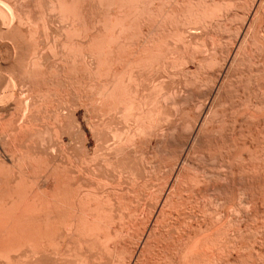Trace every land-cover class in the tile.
<instances>
[{
    "label": "bare ground",
    "instance_id": "6f19581e",
    "mask_svg": "<svg viewBox=\"0 0 264 264\" xmlns=\"http://www.w3.org/2000/svg\"><path fill=\"white\" fill-rule=\"evenodd\" d=\"M214 31L220 35L219 44ZM0 43L7 53L0 63V69L4 67L0 70V264H227L233 254L231 261L239 264L240 252L249 248L241 242L247 238L241 239L238 223L230 227L217 220L203 230L210 234L191 238L189 221L195 216L184 207L199 203L193 194L202 181L184 168L191 156L189 135L204 141L210 140L212 131L220 134L205 124L213 123L210 114L212 119L219 115L215 106L222 104L216 100L221 91L236 88L233 82L238 77L232 69L245 62L243 55L245 84L253 85L259 78L258 90L264 92V0H0ZM260 55L262 61L254 62ZM188 64L193 65V74ZM215 66L217 74L211 75ZM232 78V85H224ZM207 83L209 92L202 97ZM181 93L195 97L191 100L200 109L191 126L183 121L187 116H181L186 106L180 112L176 107L192 102L181 99ZM260 110L262 116L264 106ZM250 116L257 121L258 114ZM40 121L45 125L40 127ZM181 133L184 155L180 151L162 169L138 150ZM63 137L69 143L67 150ZM139 151L141 164L136 158ZM242 162L232 161L236 166ZM251 162L238 169L229 168L227 161L229 170L221 173L222 165L216 167L217 182L215 176L211 180L228 182V195L234 200L243 178L242 189L249 192L245 204L252 207L259 199L264 206V155L261 163ZM140 181L147 192L140 189ZM134 203L142 206L133 207ZM234 209L237 217L239 209ZM206 211L200 216L206 217ZM139 212L146 219L141 215V220ZM176 218L183 221L179 226ZM44 244L55 245L53 256ZM253 252L250 264H264V254Z\"/></svg>",
    "mask_w": 264,
    "mask_h": 264
},
{
    "label": "rangeland",
    "instance_id": "374dc122",
    "mask_svg": "<svg viewBox=\"0 0 264 264\" xmlns=\"http://www.w3.org/2000/svg\"><path fill=\"white\" fill-rule=\"evenodd\" d=\"M220 30V29H219ZM218 30V31H219ZM217 31V30H216ZM217 31V32H218ZM215 32V31H214ZM220 33V31L218 32V34ZM218 34H216V32H215V39L216 38H218L217 40H218V44H219V40H220V35H218ZM217 35V36H216ZM250 39V38H249ZM221 42H222V40H221ZM255 43H257V42H255ZM254 43V44H255ZM1 44V46L2 45H4L3 43H0ZM224 44V43H223ZM1 46H0V63L7 57V53L5 54V52H2V48H3V51H4V49H5V47L4 46H2V48H1ZM255 46H257V44L255 45ZM259 46V45H258ZM253 49H254V51H252L254 54L253 55H257L258 56V50L256 51L255 50V47H253ZM214 50H216V47H213V50H211V51H209L210 53L212 52V53H214L213 51ZM6 51V50H5ZM255 51H256V53H255ZM216 52V51H215ZM222 52H223V50H222ZM222 52L220 53L221 55H222ZM252 52L249 54V57L250 58H252ZM211 53V54H212ZM6 55V57H5V55ZM218 55V53H217V55L218 56H221V55ZM4 55V56H3ZM208 55V54H207ZM216 57V56H215ZM242 57H244V55L242 56ZM241 57V59L243 60V61H247V60H244L243 58ZM2 58H4L3 60H2ZM256 58V57H255ZM259 58V59H258ZM216 59H218V61H219V57H216ZM257 59L258 60H255L254 61V57H253V61L254 62H256V63H259V62H261L262 61V57H261V55L259 56V57H257ZM243 61H241V62H243ZM252 60H251V62H253ZM258 61V62H257ZM245 62H243L242 63V65H241V63L238 65L240 68H238V66L236 67H234L233 69H232V73L234 72V74L236 75H234L235 77H238L237 79H239V80H237V79H235V81H234V78H232L233 80L232 81H228V79H227V83H225L224 85H226V84H228L229 82H231V85H232V82H233V84L235 83V84H237L236 85V88H234L235 86L233 85L232 87L234 88V89H231V90H229V91H226L225 93H227V94H225V93H223V91H221V93L216 97V100L218 99V100H220L221 102H222V104H220L221 102L220 101H218L219 102V106H215L216 107V109H215V115L216 114H219L218 116H213L214 118L212 119L211 117V114L209 115V119H211V121L213 120V123L216 125V123H217V125L215 126H213V123L210 121V120H208V121H210L211 123L209 124V123H206L205 124V127H206V129H211V128H214V129H217V132H220V134H218V133H216L215 132V134H218V136L217 135H214V133H213V131L211 132L212 133V135H210V140L208 139V140H206V142H205V140L204 141H199V139L194 135H189V136H191V137H189V142H188V144H189V148H190V150H189V154H190V152H191V156H192V154H193V156L191 157V156H189V157H187V158H189L188 159V167L186 168H184L185 170H184V172L185 173H188L189 175H192V174H194L195 173V175H192V176H199L198 178H200L201 179V181L202 182H204L203 184H201V183H199V185H201V187L198 185L197 187H198V189H197V187H195L196 189H195V191H194V196H195V199L197 200V201H195V202H199V203H195L194 205H191V203L190 202H188V203H186V205H185V207L184 208H186L185 209V211L187 212V210L188 211H190V213H192L195 217H191L192 219L189 221V226H190V233H191V238L192 239H195L196 237H202L203 235L205 236V235H208V234H210V232L209 231H203V230H205L206 229V226L209 224V223H212V222H216L217 220H222L224 223L226 222V224H228V226H230V227H234V224L236 223H238L237 225L239 226V228H240V231H241V233H242V238L241 239H243V237H246L247 239L246 240H248V241H246L245 239H244V241H242L241 240V242L244 244L245 243V245H246V247L245 248H249L248 250H246V249H242V251L240 252V255H242L241 256V261L239 260V264H244V262L246 261V259H247V261H248V263L247 264H250V262H249V260H248V258L250 257L249 256V254H252V252L253 251H255V253L257 252V253H260V254H264V230H262L263 229V225H264V213H262V211H264V206H262V203H261V201L258 199L257 200V202L255 203V205L253 206L252 205V207H251V204H245V203H248L247 201H249V200H247V199H249L248 197H249V192L248 193H246L242 188V186H244V183H246V181L243 179V178H241L239 181L241 182H239V184H238V187H240V188H238V194H240V195H237L236 196V198L233 200L228 194V192H229V188H228V186L229 185H227L228 184V182L226 183H224V184H216V182H217V178H216V175L215 174H220V171H221V173H222V171L224 172V171H227V170H229L227 167L229 166V164L228 163H230V166H229V168L231 167V165H233L234 167H236L237 168V166H239L238 167V169H245L249 164H250V162L251 161H253V160H255L256 159V163H258L257 161H260V163H261V160L263 159V155L261 154L260 155V153L262 152V151H264V148H263V145H264V131H263V129H264V112H262V116H263V118H260V117H262L261 116V108H263V106H264V92L262 91V90H258V79L259 78H257L256 79V83H254L253 85L252 84H250L252 87H249L250 85L249 84H245L246 83V78H248V76H247V72H246V65H247V62H246V64H245ZM255 63V64H256ZM260 64H262V63H260ZM243 66V68H241ZM259 69H261V67L262 66H260L259 64H257L256 65ZM1 67V66H0ZM4 67H2V69H3ZM187 68H188V70H189V72H190V74L192 73L193 74V72L192 71H195L194 70V68H193V65H191V64H188V66H187ZM213 68V70H210L211 72H210V74L212 75V74H217V72L216 71H218L217 69V66H215V68L214 67H211V69ZM237 68H238V70H237ZM2 69H0V70H2ZM210 69V68H209ZM209 69H208V71H209ZM235 69V71H233ZM242 69H243V71H245V72H242ZM241 70V72H239ZM254 70V69H253ZM213 71V72H212ZM238 71V72H237ZM215 72V73H214ZM241 73V74H240ZM208 74H209V72H208ZM206 75H207V71H206ZM211 75H209V76H211ZM253 75V74H252ZM255 75V74H254ZM240 76V77H239ZM256 76V75H255ZM251 77V79L252 78H254V80H255V78L256 77ZM229 77V76H228ZM250 77V76H249ZM259 77V76H258ZM245 80H244V79ZM243 79V80H242ZM236 81L238 82H240V81H242V82H238V83H236ZM245 81V82H244ZM244 82V83H243ZM208 83H209V85H210V87H211V82H210V80H208ZM208 83H207V85H208ZM230 84V83H229ZM244 84H245V86H248V87H245L244 86ZM206 85V86H207ZM209 85L207 86V87H204L203 89H205L206 88V90H203V92H202V97L204 96L203 95V93L206 95L207 94V92H209L208 90H207V88H209L210 89V87H209ZM241 85H242V87H241ZM237 86H238V88H237ZM257 86V87H256ZM245 87V88H244ZM240 88V89H239ZM257 88V89H256ZM242 89V90H241ZM247 89H249V90H247ZM223 90H226V89H223ZM232 90H234V92L232 91ZM238 92H237V91ZM257 90V91H256ZM207 91V92H206ZM231 91V92H230ZM248 91V92H247ZM257 92V96L254 94V93H256ZM231 95L230 97L228 96L227 97V95H229V94ZM232 93V94H231ZM238 93V95H237V97H236V94ZM245 93V94H244ZM249 93H250V95H249ZM182 95H180V98L181 99H183L184 97H186V98H184L183 100H185L186 99V101H194V100H196V98L195 97H191V95H189V94H183V93H181ZM223 94H225V96L223 95ZM234 94H235V96H234ZM246 94H248V95H246ZM261 94V95H260ZM263 94V95H262ZM201 95H199L200 97H201ZM233 95V96H232ZM194 96H196V95H194ZM224 96V97H223ZM248 97V98H246V97ZM250 96H251V98H250ZM254 96V97H253ZM262 96V97H261ZM199 97V98H200ZM223 97V98H222ZM236 97V98H235ZM256 97V98H255ZM261 97V98H260ZM199 98H197V99H199ZM224 98H226V99H224ZM233 101V103H232V101H230V99ZM235 98V99H234ZM250 98V99H249ZM259 98H260V100H259ZM192 99V100H191ZM262 99V100H261ZM248 102H247V101ZM191 102V103H193L194 104V102ZM226 102V103H225ZM227 102H229V104H232V105H227L228 103ZM191 103L189 104V102L187 103V104H184V103H182V104H179V106H176L177 107V109L179 110V112H180V110H182L183 109V107H185L182 111H183V115H181V116H183V118H185L186 116L188 117V119H187V117H186V119H184L183 120V118H181L180 117V114H182V111H181V113H178V119H179V122H180V119H182L185 123H187V122H190L188 125H190L191 126V124H193L194 123V121L192 122V120H195V117H196V115H197V113H199L200 112V109H196L195 107H197L196 106V104H194V106H192L191 105ZM223 103H225L224 104V107H223ZM235 103V104H234ZM252 103V104H251ZM216 104H217V102H216ZM233 104H234V106H233ZM178 105V104H177ZM189 105L191 106L190 108H189V111H188V107H189ZM218 105V104H217ZM253 105V106H252ZM221 106V107H220ZM229 106V107H228ZM233 106V107H232ZM181 107H182V109H181ZM193 107H194V111H196V110H198L197 112H194L193 111ZM219 107H220V109H219ZM235 107V108H234ZM257 107V108H256ZM198 108V107H197ZM223 108V109H222ZM226 108V109H225ZM258 110H256V109ZM176 109V110H177ZM196 109V110H195ZM233 109V111H231ZM236 109H238V110H236ZM253 110L254 112H252L251 110ZM177 110V111H178ZM191 110V111H190ZM214 110V109H213ZM224 110V111H223ZM228 110V111H227ZM243 110H246V111H243ZM248 110V111H247ZM250 110V111H249ZM242 111V112H241ZM184 112H186L185 113V115H184ZM191 112L192 113H194V114H191ZM220 112V113H219ZM230 112H232L230 115L228 114V113H230ZM233 112H235V113H233ZM237 112V113H236ZM252 112V113H251ZM188 113V114H187ZM212 113V112H211ZM223 113H226V114H224L223 115ZM243 113V114H242ZM250 113V115H255V116H257V114H258V118L256 117L255 119L257 120L256 122L254 121L253 122V119L254 118H251V116L250 115H248ZM257 113V114H256ZM220 114H222V115H220ZM233 114V115H232ZM235 114V115H234ZM228 115H229V117H228ZM232 115V116H231ZM237 115V116H236ZM238 115H239V117H238ZM241 115V116H240ZM260 115V116H259ZM191 116H193V117H191ZM195 116V117H194ZM224 116V117H223ZM235 116V117H234ZM219 117H221V118H219ZM236 117H238V118H236ZM243 117V118H242ZM247 117H248V119H247ZM191 119V120H190ZM224 119V120H223ZM181 120V121H182ZM215 120V121H214ZM232 120H234V121H232ZM46 121V125L48 124V127L50 128V127H52L51 126V123L46 119L45 120ZM45 121H42L43 123H41V121L38 123V125L41 127V126H44L45 125ZM48 121V122H47ZM218 121V122H217ZM223 121V122H222ZM228 121V122H227ZM230 121V122H229ZM236 121V122H235ZM250 121V122H249ZM252 121V122H251ZM192 122V123H191ZM232 122V123H231ZM249 122V123H248ZM41 123V124H40ZM180 123H182V122H180ZM219 123H221V127H220V124ZM224 123V124H223ZM228 125L229 123L231 124V125H226V124ZM234 123L236 124V125H234ZM246 123V124H245ZM250 123H252V124H250ZM258 123V124H257ZM223 124V125H222ZM37 125V129H40V127ZM210 125H212V126H210ZM219 125V126H218ZM251 125H253V126H251ZM225 126V127H224ZM230 126L232 127V126H234V128L232 127V128H230ZM220 127V128H219ZM257 127V128H256ZM220 130H219V129ZM228 128V129H227ZM223 129H225V130H223ZM234 129V130H233ZM247 129V130H246ZM262 129V130H261ZM228 130H230V131H228ZM241 130V131H240ZM254 130V131H253ZM257 130V131H256ZM259 130V131H258ZM225 131V132H224ZM240 131V132H239ZM223 132H224V135H221V134H223ZM228 133V132H230V134L228 133V134H225V133ZM233 132V133H232ZM242 132V133H241ZM1 133V132H0ZM183 133V132H182ZM181 133V136H180V134H175L174 136H172V138H170L169 137V139L167 140H165L166 142H163L162 144H156L155 145V143H154V141H152V142H150L149 144H147L146 146H148V147H146L145 145H142L140 148H138V150H141L142 151V153L144 154V156H142L141 154H140V151L139 152H137L138 154H137V156H136V158H138L137 159V162L139 163V164H141L140 162V160H139V157L140 156H142L143 158H147V156H148V159H150V160H152V162H153V164H154V166H160L161 167V169H162V167H165L166 165H170V164H172V162H174L176 159H177V155L176 154H178V156L181 154V152L183 153V155H184V151H183V149H184V141H182V139L183 138H181L182 136H183V134ZM187 133H189L188 131H187ZM208 133H210V132H207V136H209L208 135ZM262 134V135H261ZM219 135H221L220 137H219ZM227 137H226V136ZM230 135H231V137H230ZM243 135H245L246 137H244L243 138ZM247 135H249V136H247ZM260 135V136H259ZM0 139L2 138V134H0ZM206 136V137H207ZM214 136V137H213ZM217 136V137H216ZM223 136V137H222ZM224 136H225V139H223L224 138ZM240 136V137H239ZM258 136V137H257ZM54 135H52V138L54 139ZM229 137V138H228ZM253 137V138H252ZM208 138V137H207ZM214 138V139H213ZM246 138V139H245ZM52 139V140H53ZM216 139V140H215ZM221 139H223V140H221ZM236 139V140H235ZM240 139H242V140H240ZM259 139V140H258ZM57 140H59V139H55L54 141H57ZM176 142H175V141ZM198 140V141H197ZM218 141L217 143L216 142H212V141ZM227 142H226V141ZM244 140V141H243ZM210 141H211V143H210ZM225 141V142H224ZM232 141V142H231ZM241 141H242V143H241ZM255 143H254V142ZM260 141H262V142H260ZM62 142H63V147H64V150H67L68 148H69V143H68V140H67V138L66 137H63L62 138ZM238 142H240V143H238ZM253 142V143H252ZM257 142H259V143H257ZM89 144H88V147H89V152L91 153V149H93V147H94V142L93 141H90V142H88ZM168 143V144H167ZM170 143V144H169ZM200 143V144H199ZM204 143H206V144H204ZM213 143H216V144H213ZM227 143V144H226ZM231 145H230V144ZM251 143V144H250ZM263 143V145H262V148H261V146H259L260 148H261V152L259 153V152H256V149H257V151L259 150V147H257L258 145H261ZM195 145V147H193L194 145ZM202 144H204V146L202 145ZM208 144H210V146H212V147H210ZM212 144V145H211ZM220 144L222 145V146H220ZM225 144V146H223ZM165 145H166V147H165ZM192 145V146H191ZM213 145H217V146H219L220 148H221V152H220V150H219V148L216 146V148L214 147V150H213ZM238 147H237V146ZM241 145H243L242 147H241ZM191 146V147H190ZM246 146H248V148L247 149H249V152H248V150L247 149H244V148H246ZM164 147V148H163ZM204 147H207V149L205 150V148ZM232 147H233V149H232ZM235 147V148H234ZM91 148V149H90ZM169 150H168V149ZM174 148V149H173ZM179 148H180V150H179ZM200 148V149H199ZM202 148V149H201ZM225 148H227V151H226V149ZM237 148V149H236ZM153 149V150H152ZM162 149H164V150H162ZM193 151H192V150ZM194 149H195V151H194ZM208 149H210V150H208ZM213 150V152H212V150ZM229 149V150H228ZM230 149H232V150H230ZM254 149H255V151H254ZM137 150V151H138ZM203 150V151H202ZM208 150V151H207ZM218 150V151H217ZM234 150H235V152H234ZM241 150H244V151H241ZM146 151V152H145ZM151 153H150V152ZM179 151V152H178ZM181 151V152H180ZM199 151V152H198ZM238 151H240V152H243V153H240V152H238ZM252 151V152H251ZM253 151H254V153H253ZM260 151V150H259ZM170 152V153H169ZM174 152H176V153H174ZM201 152H205V153H201ZM206 152H208V154L206 153ZM212 152V153H211ZM216 153V157H212L213 156V153ZM227 152V153H226ZM230 152V153H229ZM255 152H256V154L258 153V157H259V155H260V158L262 157V159H260V160H257L258 159V157H256V154H255ZM174 153V154H173ZM209 153H211V155L209 154ZM226 153V154H225ZM235 153V155H233ZM237 153L239 154V156H237ZM247 153V154H246ZM252 153V154H251ZM203 154H205V155H203ZM207 154V155H206ZM223 154H225V156L223 155ZM228 154V155H227ZM230 154V155H229ZM253 154H255V157H253ZM145 155H147V156H145ZM150 155H151V157H150ZM169 155V156H168ZM197 155V156H196ZM209 155V156H208ZM219 155L221 156V155H223V157H220L219 158ZM227 155V156H226ZM250 155H251V157H250ZM155 156V157H154ZM205 156H206V159H205ZM211 156V157H210ZM229 156V157H228ZM236 156V157H235ZM170 157V158H169ZM184 157V156H183ZM182 157V158H183ZM219 159H218V158ZM235 157V158H234ZM237 157H239L240 159H238ZM243 158V160H244V162H242V158ZM141 158V157H140ZM157 158V159H156ZM169 160H167V159ZM197 158V159H196ZM204 158V159H203ZM208 158H212V159H208ZM232 158H233V160H232ZM248 158H249V160H248ZM252 158V159H251ZM255 158V159H254ZM173 161H172V160ZM175 159V160H174ZM196 159V160H195ZM222 159V160H221ZM227 159V160H226ZM236 159H237V162H236ZM141 160H142V158H141ZM191 160V161H190ZM193 160V161H192ZM209 160V161H208ZM214 160V161H213ZM234 161V163L236 164V163H240V162H242V163H245V164H237V166L236 165H234V163H232V161ZM159 161V162H158ZM190 161V162H189ZM199 161V162H198ZM206 161V162H205ZM222 161H224V163L226 164L227 163V161H228V166L226 167L225 165H224V163L222 162ZM226 161V162H225ZM229 161H231V162H229ZM239 161V162H238ZM193 162V163H192ZM217 162V163H216ZM221 162V163H220ZM255 162V161H254ZM156 163V164H155ZM161 163V164H160ZM223 163V164H222ZM249 163V164H248ZM191 166H190V165ZM195 164V165H194ZM200 164V165H199ZM226 164V165H227ZM259 164V163H258ZM164 165V166H163ZM218 165H219V167H218ZM222 165V166H221ZM240 165H242V167L240 166ZM247 165V166H246ZM251 165H252V167H253V165L255 166V163L253 164L252 162H251ZM251 165H249V166H251ZM196 166V167H195ZM220 166H221V169H223V170H220L219 172H217L216 170L219 168L220 169ZM223 166H225V167H223ZM246 166V167H245ZM159 167V168H160ZM190 167V168H189ZM217 167V169L216 170H214L215 168ZM233 167V168H234ZM244 167V168H243ZM156 168V167H155ZM195 168V169H194ZM203 169V170H202ZM218 169V170H219ZM227 169V170H226ZM188 170V171H187ZM192 170V171H191ZM197 170V171H196ZM202 170V171H201ZM158 172V171H157ZM156 172V173H157ZM210 172V173H209ZM215 172V174H213ZM190 173H192V174H190ZM206 175H205V174ZM212 173V174H211ZM225 173V172H224ZM197 174V175H196ZM202 174V175H201ZM264 174V173H263ZM158 175V174H157ZM200 176H202L203 178H201ZM210 179H208V180H206V178L207 177ZM213 176V177H212ZM214 176H215V181L216 182H214V180H211V177L214 179ZM264 176V175H263ZM162 177V176H161ZM206 177V178H205ZM163 178V177H162ZM165 178V177H164ZM204 180H206V183H205V181ZM163 181V180H162ZM161 180H160V182H159V185H163V183H161L162 182ZM164 181H165V179H164ZM214 183H213V182ZM139 183V182H138ZM141 181H140V186H141ZM161 183V184H160ZM211 184V185H210ZM214 184H216V188H215V185ZM242 184V185H241ZM139 185V184H138ZM204 185V186H203ZM212 185H214V186H212ZM218 185H220V187H221V185H223L222 187H221V190H220V187H217ZM160 186V187H161ZM210 186V187H209ZM227 189H226V188ZM140 188V187H139ZM143 188L145 189L144 191H146V188L144 187V185L143 186H141V190L143 191ZM207 188V189H206ZM218 188V189H217ZM225 188V189H224ZM257 188V187H256ZM257 189H260V188H257ZM257 189H256V191H257ZM227 190V191H226ZM241 190V191H240ZM143 191V192H144ZM197 191H200V192H197ZM259 191V190H258ZM257 191V192H258ZM147 192V191H146ZM145 192V193H146ZM224 192V193H223ZM244 192V193H243ZM144 193V194H145ZM197 193V194H196ZM147 194V193H146ZM229 197H228V196ZM193 196V197H194ZM240 196H242L243 198H241ZM246 196V197H245ZM224 197H225V199H224ZM227 197V198H226ZM231 198V199H230ZM238 198H239V200H238ZM241 198V199H240ZM227 199V200H226ZM237 199V200H236ZM228 200H230L231 202L229 203V201ZM240 201L239 202V204H237V202L236 201ZM227 202L229 203L228 205H227ZM143 203V202H142ZM136 203H134L133 204V207L134 206H138V205H135ZM225 204V205H224ZM241 204V205H240ZM140 205V204H139ZM198 205V207H196ZM239 207H237V206ZM246 205V207H244ZM263 205H264V203H263ZM142 206V204L140 205V206H138L139 208ZM203 206V208H201ZM237 208V210L239 209V212H237V213H239V215H236L237 217H235L234 216V214H236L234 211H235V209L234 208ZM255 207V208H254ZM263 207V208H262ZM206 208V209H205ZM242 208V209H241ZM247 210H246V209ZM252 208H254V209H251ZM256 208H257V211H256ZM202 209V210H201ZM232 209H234V210H232ZM245 209V210H244ZM207 210V211H206ZM243 210V211H242ZM192 211V212H191ZM202 211H206V217H201L202 216V214H201V212ZM242 211V212H241ZM250 211V212H249ZM256 211V212H255ZM200 212V213H199ZM233 212H234V214H233ZM249 212V213H248ZM207 213H208V215H207ZM217 213H219L222 217H217ZM243 213H245V214H243ZM247 213V214H246ZM185 214H187V213H185ZM249 214V215H248ZM141 215H142V218L144 217L145 219H146V217H145V215H144V213H140L139 212V217H140V219H141ZM197 215L198 216H200V217H197ZM245 215H247V217L245 216ZM239 216V217H238ZM257 216V217H256ZM138 217V218H139ZM251 217V218H250ZM143 218V219H144ZM179 218H181V217H179ZM178 218V219H179ZM248 218V219H247ZM253 218H255L254 220H251V219H253ZM262 218V219H261ZM143 219H141V220H143ZM177 218H176V221H175V225L176 226H179L178 224H180V223H182L183 221L181 220V219H179L178 220ZM237 220V221H236ZM250 220V221H249ZM180 221V222H179ZM247 222V224H246V222ZM260 221V222H259ZM143 223L145 222V221H142ZM198 225H199V227L201 228H199L198 227ZM261 226H263V227H261ZM248 227H250V228H248ZM260 227V228H259ZM246 228H248L249 230H247ZM251 229V230H250ZM257 231H256V230ZM246 230V231H245ZM255 231V232H253V231ZM260 230V231H259ZM263 232H262V231ZM250 233V237L251 238H249V234ZM255 233H258V234H255ZM255 236H254V235ZM259 234H261V235H259ZM262 234H263V236H262ZM259 235V236H258ZM254 236V237H253ZM258 237V238H257ZM253 238V239H252ZM253 240V241H252ZM135 241V240H134ZM133 241V242H134ZM246 241V242H245ZM259 241V242H258ZM250 242V243H249ZM254 243L255 242V244H253V246L251 245L252 243ZM261 242V243H260ZM250 245H249V244ZM258 244V245H257ZM45 245V244H44ZM257 247H256V246ZM47 246V248H46V251H47V253H49V254H51L52 253V251L54 252V250L56 249V247H55V245H49V244H46L45 246H44V249H45V247ZM248 246H252V249L250 248V247H248ZM50 247V248H49ZM262 247V248H261ZM51 248L53 249V250H51ZM47 249H49V250H47ZM60 249H61V251H64V248H61L60 247ZM63 249V250H62ZM243 250H244V252H243ZM253 250V251H252ZM252 251V252H251ZM258 251H260V252H258ZM73 252H74V250H73ZM72 252V254H75V252L73 253ZM247 252V253H246ZM68 254H70V253H68ZM72 254H71V257H72ZM253 254H254V252H253ZM252 254V255H253ZM51 256H53L52 254H51ZM232 256H234V254L233 255H231L230 257H228V259H229V262L227 263V264H237V262L235 263V262H233V261H231V259H232ZM246 256H248V257H246ZM243 257V258H242ZM244 261V262H243ZM246 261V262H247ZM243 262V263H242ZM246 264V263H245Z\"/></svg>",
    "mask_w": 264,
    "mask_h": 264
}]
</instances>
